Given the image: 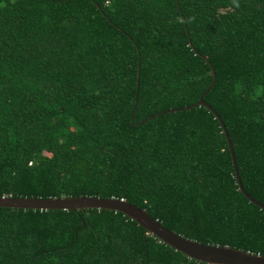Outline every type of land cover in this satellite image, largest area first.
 Returning <instances> with one entry per match:
<instances>
[{
  "label": "trees",
  "instance_id": "1",
  "mask_svg": "<svg viewBox=\"0 0 264 264\" xmlns=\"http://www.w3.org/2000/svg\"><path fill=\"white\" fill-rule=\"evenodd\" d=\"M210 68L202 101L264 206V0H0V197L122 199L264 257L217 121L180 110ZM0 264L204 263L119 212L0 207Z\"/></svg>",
  "mask_w": 264,
  "mask_h": 264
},
{
  "label": "water",
  "instance_id": "2",
  "mask_svg": "<svg viewBox=\"0 0 264 264\" xmlns=\"http://www.w3.org/2000/svg\"><path fill=\"white\" fill-rule=\"evenodd\" d=\"M206 64L209 65L208 62H206ZM210 71L211 80L203 92L197 97L195 102L186 107L180 108V110L189 109L195 106H202L211 113L213 118L217 121L220 131L223 134L237 189L248 202L252 203L259 209L264 210L263 205L252 199L242 189L236 173L234 158L226 131L217 114L211 107L202 101V96L210 88L214 80L212 68H210ZM134 101L135 100H133V103ZM168 111H174V109L161 111L155 115ZM151 117L152 116H148L143 121L148 120ZM0 207L32 210L58 209L69 211L95 208L115 211L125 215L127 218L135 222L137 226L141 227L143 231L150 234L171 249L183 254L188 259H193L204 264H264V257L257 254L243 252L226 246L203 245L175 235L162 227L158 222H156V220L152 219L143 209H139L124 200L113 198L102 199L97 197H60L47 199L0 197Z\"/></svg>",
  "mask_w": 264,
  "mask_h": 264
},
{
  "label": "clouds",
  "instance_id": "3",
  "mask_svg": "<svg viewBox=\"0 0 264 264\" xmlns=\"http://www.w3.org/2000/svg\"><path fill=\"white\" fill-rule=\"evenodd\" d=\"M119 200H122V199H119Z\"/></svg>",
  "mask_w": 264,
  "mask_h": 264
}]
</instances>
